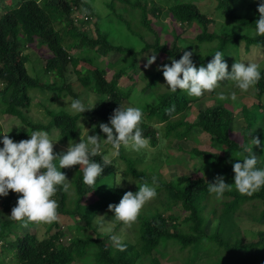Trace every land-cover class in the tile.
<instances>
[{
  "label": "trees",
  "instance_id": "16d2710c",
  "mask_svg": "<svg viewBox=\"0 0 264 264\" xmlns=\"http://www.w3.org/2000/svg\"><path fill=\"white\" fill-rule=\"evenodd\" d=\"M6 1L0 0V4ZM13 1L14 5L3 6L0 12V116L13 118L23 125L20 131L14 133V142L26 139L32 131L51 133L57 129L59 140L78 143L80 115L64 107L55 109L43 103L48 119L31 118L28 112L33 93L41 92L47 100L67 96L83 100L84 95L95 94L97 104L87 113L90 120L98 121L94 127L99 135H103L99 123H107L119 104L126 106L124 99H130L135 90V83L123 87L120 80L124 76L135 78L139 60L144 53L152 51L153 54L161 55L160 65L170 64V57L178 60L185 50L193 51L196 47L214 43L210 53L194 54V63L197 66L206 65L212 59L211 55L219 50L226 55L224 59L230 71L235 61H241L242 43L248 51L253 45H264V37L254 34L255 21L259 15L249 16L238 11V2L243 0H214L213 10L225 16V25L212 32L209 31V25L213 18L209 10H202L198 0H109L106 4L112 10L107 20L97 23L95 36L83 30L73 16L74 10L83 9L86 18L80 23L87 27L94 15L90 0ZM163 1L167 4L164 7L159 4ZM117 4H121L119 7L133 17L128 18L122 11L117 12ZM165 13L171 14L183 27L182 31L197 26L194 29H198V33L194 37L183 36L175 28L168 29L165 25L162 29L167 32H163L168 35L170 31L172 40L163 39L161 32L153 26L154 19L150 18V14L160 17ZM239 30L247 32L240 33ZM113 32L120 36L124 32L129 39L116 43L111 38ZM151 33L154 34L152 42L146 39V35ZM33 43L39 49H45L42 52L45 59L43 70L51 74L52 82L43 79L41 72L30 70L31 56L26 49ZM116 53L119 56L113 60L112 56ZM81 62L90 67L82 68ZM260 70L261 79L252 92L257 105L253 109L243 105L239 113L245 121L243 142L232 137L234 114L223 102L206 107L199 112L196 121L189 122L185 119L193 102L202 97H190L183 90L156 94L160 82L165 80L157 67L140 76L146 80L144 88L155 90L150 94L152 99L157 100L153 104L146 98L141 104L144 116L141 128L144 136L150 138V143L157 145L163 139L185 138L197 127L210 134L220 148L216 151L193 149V157L211 163L208 178L197 177L184 185L159 181L157 192L166 188L170 203L187 215L174 216L169 213L170 208L167 206L164 211L157 207L142 218L136 241L122 238L127 245L123 251L116 248L110 239L113 234H122V222L115 219L117 226L113 232L103 235L98 233L100 219L109 210V204H118L125 192H136L140 184L151 185L152 182V175L138 169L135 160L127 158L121 147L118 158L126 163V169L119 172L118 160H112L113 163L105 167L92 187L83 183L82 167L74 165L67 168L68 173L65 169L64 173L73 176L69 179L71 187L68 192L58 190L53 197L59 205V218L52 223H43L47 226L46 237L40 239L32 231L20 233L19 230L24 226L11 218L0 220L2 251L11 255L15 264H75L76 261L84 264H145L147 259H150V264H163L162 256H166L168 261L174 259L175 251L166 250L167 247L177 246L178 254L185 264H195L189 255L202 246L207 253L215 256L213 264H264V230L258 232L256 239L241 237L239 230L241 217H250L264 224V187L252 195L241 194L235 189L232 167L233 161L248 155L240 153L244 146H252L250 140L264 138V67ZM230 82L233 81L221 83ZM172 106L175 111L167 112ZM158 122L166 124L160 127ZM0 131L4 132L1 123ZM53 150L56 154L62 153ZM256 150L257 146L254 145L253 154ZM105 152L107 149H102L100 155L92 159L102 163L101 157L106 156ZM257 166L261 167L259 161ZM217 175H222L225 182L231 185L220 199L208 192V183L214 182ZM120 180L126 184L117 185ZM90 194H93V201L87 200L91 198L88 197ZM20 195L9 190L7 197H0L3 209L11 214ZM246 204L255 211H247L244 207ZM75 216H79L78 220L84 221L85 226L96 233L84 232L85 226L79 224L74 237L65 244L61 240L63 232L60 219ZM209 218L219 221L213 232L208 231ZM96 220H99L97 226L94 225ZM155 252L163 255H155Z\"/></svg>",
  "mask_w": 264,
  "mask_h": 264
},
{
  "label": "clouds",
  "instance_id": "9594fccd",
  "mask_svg": "<svg viewBox=\"0 0 264 264\" xmlns=\"http://www.w3.org/2000/svg\"><path fill=\"white\" fill-rule=\"evenodd\" d=\"M257 10L259 18L255 21V36L264 37V0H259ZM192 50L183 51L177 60L169 58L171 63L157 66L165 78L167 89L175 93L183 90L190 97L201 98L220 87L221 82L233 81L235 87L242 92L253 89L261 79L260 65L255 62L235 61L228 70L226 56L222 51H215L212 59L206 64L197 66L192 57ZM147 56V54H145ZM156 61V55L147 56L145 68ZM220 98L224 96L221 93ZM236 94L232 93V99ZM67 103V101H65ZM96 104V103H95ZM95 104H86L81 99H72L68 105L73 114H79L80 120L85 111L93 109ZM175 111V107L166 110ZM143 112L135 106L119 104L113 110L107 123H99V129L106 134V139L99 134L89 135L74 144H69L67 151L54 153V140L47 131H32L29 139L14 142L6 133L0 131V197H7L9 190L22 194L17 197V203L12 208L9 217L22 226L29 223H52L58 220V203L53 198L58 190L68 192L71 183L66 173L61 169L79 165L83 168V183L92 187L97 178L102 175L105 167L113 163L108 156H102V163L92 158L100 155L103 145H111L112 155L118 156L120 149L141 152L150 146V138L144 136L141 125ZM19 128L20 124L15 125ZM13 127V126H12ZM252 146H244L240 155L242 159L233 161L235 189L241 194L252 195L264 187V167H258V159L253 154V146H259L264 151V141L253 138ZM58 161V163L54 162ZM135 182L133 179H128ZM151 185L143 183L138 191H127L118 204H109V211L114 213L117 221L124 225L134 224L143 207L158 195L159 181L152 176ZM120 182L117 185H120ZM136 183V182H135ZM231 185L225 182L222 175H217L214 182L208 183V192L215 194L217 199L230 190ZM104 231L111 233V226L101 225ZM114 246L123 251L126 244L119 235H111Z\"/></svg>",
  "mask_w": 264,
  "mask_h": 264
},
{
  "label": "rangeland",
  "instance_id": "374dc122",
  "mask_svg": "<svg viewBox=\"0 0 264 264\" xmlns=\"http://www.w3.org/2000/svg\"><path fill=\"white\" fill-rule=\"evenodd\" d=\"M109 0H90V3L92 4L94 15L91 20V22L85 26L81 25L80 20H82L85 17V12L83 9L80 10H74L73 16L76 17V20H78L79 26H82V29L87 31L90 36L96 35V25L97 23H102L105 20H107L108 14L112 10L108 7V4L106 2ZM159 1V0H157ZM200 2V6L203 11L209 10L210 17L213 18V21L209 25V31L214 30H220L225 25V16L219 14L218 10H213L214 7V0H198ZM162 4L164 7L166 4V1L159 2V4ZM259 0H243L238 2V11L244 12L249 16H258V6ZM14 5L13 0H7L6 2L0 4V12L3 9V6H9ZM118 7L121 4H117ZM123 6V5H122ZM117 7V8H118ZM122 7H119L117 9V12L122 11L123 15L125 17L131 18L133 17L132 14H129L128 12H125L121 9ZM165 11V10H164ZM150 18L154 19L153 26L161 32L163 39H167V41L172 40V33L169 31L168 35H166L162 29L165 25H167L168 29L170 27H173L177 30L178 33H182L183 36H189L194 37L198 33V29H194V26L187 31H182L183 27L177 23V21L171 16V14H162L159 16H154L153 14H150ZM200 28V27H199ZM164 31V32H163ZM240 33H245L247 31L245 30H239ZM253 34V33H252ZM111 38L116 42H126L125 39H129L127 35L123 32V35H119L117 32H113L111 34ZM146 39L150 42L154 40V34H147ZM215 46V44H209L207 46L203 45L201 47H196L193 50L194 54H208L211 52L212 48ZM45 49H39L36 44H31L27 49L26 52H28L31 56V62L29 63L30 70L32 72L38 71L42 73L43 79H45L48 82H52V76L48 72L44 71V64L45 59L43 58V51ZM156 55L153 54L152 51H148L144 53L138 64V73H135L134 79L129 78L128 76H124L120 80V85L123 87H127L129 85H132L133 83L135 86V90L132 92V95L130 99H124L126 106H135L141 108V104L144 102V100L147 98L151 103L155 104L156 99H152V96L150 93L154 92L155 90L152 88H144L145 87V81L144 79H141V75H145L148 72L152 71L155 67L160 65V56L156 55V61L148 68H145L144 65L147 63V56ZM193 54V55H194ZM241 61L247 62H255L260 65V68L264 67V45H253L251 47V50H245L244 43L241 44ZM119 56L118 53L114 54L112 56V59H116ZM111 58V57H110ZM103 59V58H101ZM107 59V58H106ZM82 68L90 67L89 64L85 62H81ZM165 80H162L160 82V85L158 86L157 90L155 91L156 94L160 95L164 92H167V86ZM253 89H250L248 92H242L238 88L235 87V82L230 83H221L220 87L215 89L211 93H207L205 96H203L201 99H198L197 101L193 102L191 109L189 110V114L185 120L189 122L196 121L198 118V114L201 110L205 109L208 106H212L215 103L221 101L223 102L234 114L233 122H232V129H231V135L233 138L238 140L239 142H243V127L245 125V121L242 118L240 111L243 107V105H247L249 109H253L257 105V99L252 94ZM223 94L224 98H220V94ZM232 93L236 94V98L232 99ZM46 96L41 93H33L32 94V102L29 109V115L31 118L34 119H48V116L45 111V106H43V103L47 104L48 106L60 109V108H66L67 110H70L68 105L71 103V100L73 99L72 96L67 97H57L55 100H47L45 98ZM83 100H85L86 104H97V99L95 94L90 93L89 95H84ZM67 101V103L65 102ZM95 104V105H96ZM71 111V110H70ZM88 111H85L82 114L81 120L79 118V122L81 123V131H80V139H85L88 132L89 135L98 134L99 131H97L94 127L96 123H98L97 120H90L89 115L87 113ZM145 115V114H144ZM0 123L4 129V133L8 135L10 138H12L15 141L14 133L17 131H20L19 129L23 126H20L17 128V124H20L16 120L6 118L4 116H0ZM157 123V122H156ZM166 123L161 124L158 122V125L164 126ZM13 126V127H12ZM57 129H54L50 134V136L56 140L57 142L54 143V149H56L58 152H65L67 151L68 145L73 144V142H63L58 139L57 137ZM101 138L106 139V134L100 135ZM159 132V137H160ZM30 136H28L26 139H29ZM211 135L202 131L199 128H194L187 137L176 139V138H167L166 140H160V143L157 145H153L150 143V146L141 152H134L130 149L126 150L124 149V153L127 156V158L131 160H135V165L138 169H142L146 171L148 175L156 176L158 178V181L160 182H175L180 185L187 184L190 180H193L197 177H204L208 178L210 174L211 169V163L209 162H202L196 159V157H193V149L198 148L202 150H211L216 151L220 149L217 146V142L211 139ZM260 139V138H259ZM261 141H264V138L260 139ZM251 144V142H250ZM102 149H107V152H105L106 156L111 158L112 160L117 159L119 166V172L126 169L127 165L126 163L118 158V156L112 155V148L111 145L104 144ZM254 155L257 157L258 161L261 163V167H264V151L261 150L259 146H257V150L255 151ZM65 169H61L62 172H65ZM68 173V169H67ZM67 178H73L71 174H66ZM126 184L125 182L121 181L120 185ZM160 184V183H159ZM70 191V195H71ZM87 200L93 201L94 199L93 194H90ZM71 200V199H70ZM170 198L168 195V191L166 188L158 190V195L155 199L148 202L143 209L141 210V213L137 219V221L132 224L131 226L123 225L120 229L122 234L119 235L122 238H129L131 241H136L137 238V230L139 227V224L142 220V218L145 215H148L152 213L154 210L157 209V207H160V210H163L165 206L166 208H170L169 213H172L174 216L177 215H187L188 213H184L181 208L178 206H174L172 203H170ZM216 201V200H215ZM158 203H160V206H158ZM170 203V204H169ZM163 206V207H162ZM247 211L254 212V208H252L250 205L246 204L244 206ZM164 211V210H163ZM0 220L4 218H10V213L7 212L5 209H3V205L0 202ZM103 216V217H102ZM102 216H98L100 219V225H98L97 231L100 235H103L105 233H109L103 230L101 225L103 226H111L112 232L117 226V221L115 220L114 213L107 210L103 213ZM79 216H75L71 219H60V225L63 232L62 235V242L65 244H68L71 239L76 234V228L77 225L81 224L82 226H85L86 223L84 221L78 220ZM97 218V219H98ZM97 221L94 222V225L97 226ZM218 220L215 218H209L207 227L209 232H213L216 229V226L218 225ZM183 227H187V225H182ZM47 226L43 225V223H29L27 226L22 227L21 230H19L20 233H25L26 231H32L37 233L38 237L44 238L47 236ZM239 230L241 231L240 235L241 237H245L246 239H256L258 238V232L260 230H264V224H261L255 220H253L250 217H241ZM84 232L89 233H96L93 229H91L89 226H85L83 228ZM95 235V234H94ZM176 247H167L166 250H173L174 253V259L172 261L166 260V256H162L163 264H185V261L180 257L177 251ZM163 255L160 252L156 253L155 255ZM190 259L195 261V264H213L215 262V256L210 255L207 253V251L201 246L197 250H194L190 255ZM5 261V264H15L13 262V259L11 255L5 253L2 251V243H0V262ZM75 264H84L80 261H76ZM145 264H150V259L146 260Z\"/></svg>",
  "mask_w": 264,
  "mask_h": 264
}]
</instances>
